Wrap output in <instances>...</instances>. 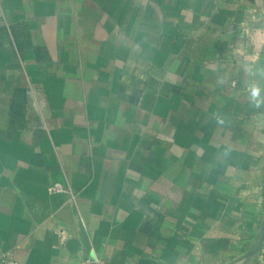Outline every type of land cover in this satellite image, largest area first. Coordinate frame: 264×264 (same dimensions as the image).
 <instances>
[{
    "label": "crops",
    "instance_id": "obj_1",
    "mask_svg": "<svg viewBox=\"0 0 264 264\" xmlns=\"http://www.w3.org/2000/svg\"><path fill=\"white\" fill-rule=\"evenodd\" d=\"M258 29L264 0H0V252L264 264Z\"/></svg>",
    "mask_w": 264,
    "mask_h": 264
},
{
    "label": "clouds",
    "instance_id": "obj_2",
    "mask_svg": "<svg viewBox=\"0 0 264 264\" xmlns=\"http://www.w3.org/2000/svg\"><path fill=\"white\" fill-rule=\"evenodd\" d=\"M250 40L257 50L256 54H248L244 49L239 50V55L243 57L242 66L249 76H258L264 78V67H256L259 61L258 52L264 50V29H258L254 34H250ZM249 99L254 107L260 108L264 105V96L261 95L262 87L259 83H249L248 86ZM223 124V120L217 121Z\"/></svg>",
    "mask_w": 264,
    "mask_h": 264
},
{
    "label": "built area",
    "instance_id": "obj_3",
    "mask_svg": "<svg viewBox=\"0 0 264 264\" xmlns=\"http://www.w3.org/2000/svg\"><path fill=\"white\" fill-rule=\"evenodd\" d=\"M50 192L67 191L68 187L60 181L50 183L48 185ZM0 264H20L14 256L12 250H3L0 252ZM77 264H107V259L99 254H82Z\"/></svg>",
    "mask_w": 264,
    "mask_h": 264
},
{
    "label": "water",
    "instance_id": "obj_4",
    "mask_svg": "<svg viewBox=\"0 0 264 264\" xmlns=\"http://www.w3.org/2000/svg\"><path fill=\"white\" fill-rule=\"evenodd\" d=\"M262 240H264V226H262V231H261V234H260V237H259L258 243H257V245L255 246V248L253 249L252 253L255 252V251L259 248V246H260Z\"/></svg>",
    "mask_w": 264,
    "mask_h": 264
}]
</instances>
